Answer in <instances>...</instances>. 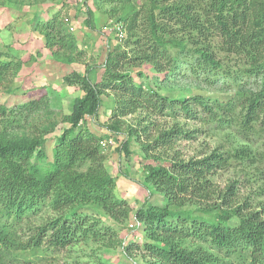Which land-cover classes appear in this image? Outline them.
Returning <instances> with one entry per match:
<instances>
[{"label": "trees", "instance_id": "1", "mask_svg": "<svg viewBox=\"0 0 264 264\" xmlns=\"http://www.w3.org/2000/svg\"><path fill=\"white\" fill-rule=\"evenodd\" d=\"M92 1L96 7L119 9L109 28L120 25L121 39L110 31L115 40L136 50L131 64H148L165 75L187 64L206 82L222 77L239 84L251 77L260 88L240 86L223 105L210 106L198 95L172 99L134 83L109 52L99 80L87 72L64 77L69 85L78 81L83 93L72 100L68 114L50 106L46 87L27 90L13 105L0 104V264H35L40 254L51 257L81 245L107 248L117 242L112 225H120L129 209L115 198V178L103 165L104 139L82 127L85 117L96 118L108 92L115 107L106 130L124 136L117 152L128 160L136 150L143 182L161 197L134 212L132 240L118 242L131 264H264V203L254 210L252 199L237 196L236 181L221 190L210 179L234 162H250L252 151L236 144L229 151L182 159L164 152L178 137L193 139L197 131L176 124L156 128L152 121L175 108L193 119L191 105L196 104L217 130L230 129L235 111L242 135L254 132L259 122L264 125V0ZM87 13L92 11L87 8ZM66 22L57 12L48 21H34L33 27L54 60L71 65L76 39ZM10 67L0 53V80ZM134 113L147 119L141 131L147 132L148 142L140 140L135 126L120 120ZM59 123L68 127L54 139L48 161L46 137ZM151 128L153 136L148 135ZM39 216L44 219L35 224L31 219Z\"/></svg>", "mask_w": 264, "mask_h": 264}, {"label": "rangeland", "instance_id": "2", "mask_svg": "<svg viewBox=\"0 0 264 264\" xmlns=\"http://www.w3.org/2000/svg\"><path fill=\"white\" fill-rule=\"evenodd\" d=\"M61 1V2H60ZM0 0V53L1 59L11 62L10 69L0 80V104L7 106L21 101L20 94L29 89L46 87L50 100V106L61 114H68L71 102L81 96V84L76 81L72 85L64 82L65 76L72 73L83 77L87 72L91 79L99 80L103 74V62L108 53L118 60L121 73L129 74L132 81L141 84L145 90L166 96L168 98H190L202 96L208 105L225 104L235 94L240 86L256 89L260 88L256 78L243 77L239 84H233L222 77H212L206 82L201 77L190 73L189 66L183 64L166 75L154 72L148 64H131L136 56V50L125 41L115 40L110 31L104 32L103 27L115 21L120 13L119 9L100 5L96 7L92 0ZM17 2V3H16ZM102 6V7H101ZM87 8L92 14L87 13ZM110 9L115 13L110 12ZM117 9V10H116ZM57 12L62 18H67L66 27L76 39V53L73 54V63L54 60L50 52L44 48L42 36L34 30V21L45 22L51 19ZM142 32V31H141ZM142 35V34H141ZM65 52L67 50L64 49ZM88 69V70H87ZM87 70V71H86ZM140 73L141 76L137 74ZM16 101V102H15ZM115 107L114 96L111 92L101 97L100 107L96 118L85 117L83 126L97 138L111 140L112 145L105 148L103 165L108 174L115 178V198L124 200L129 209V215L120 225L113 224L117 232V242L107 248L103 244L81 245L71 251H62L52 255H39L35 264H131L118 242L126 245L132 240L131 226L134 212L146 202L161 201L160 196H155L153 190H149L143 182L142 164L136 150L132 151L126 160L122 153L117 152L118 141L124 136L112 135L106 130V125L114 119L112 111ZM194 114L193 119L185 117L184 113L175 108L166 111L162 117L153 118L157 127L167 128L178 125L184 131H197L193 139L178 137L172 144V149L166 154H177L182 159H200L214 149L229 151L234 145L241 144L252 151L253 160L250 162H234L232 166L218 170L211 181L220 189H224L227 183L236 181L235 190L237 196L249 197L257 209V204L264 203V125L261 122L256 130L248 135H242L238 129L236 111L232 116L233 124L230 129L217 130L211 118L196 104L191 105ZM61 119H58L60 122ZM120 120L129 126H135L140 135V140L147 141V132L141 131L146 126L147 119L144 114L134 113L121 117ZM146 120L145 123L142 122ZM140 123V126H137ZM122 123L123 130L125 126ZM66 123H59L55 131L46 137L45 151L47 160H51V149L54 139L61 134ZM155 128L148 131L149 136L155 134ZM136 141V137L134 138ZM133 143V142H132ZM136 147V144H132ZM133 150V149H132ZM88 214L91 211L85 210ZM97 215V214H95ZM98 216V215H97ZM95 216V217H97ZM103 216V215H101ZM100 214L98 217H101ZM42 216L32 218L35 224H39ZM120 227H118V226ZM128 229V230H127ZM130 230V231H129ZM139 235H136L138 241ZM41 256V257H40Z\"/></svg>", "mask_w": 264, "mask_h": 264}, {"label": "built area", "instance_id": "3", "mask_svg": "<svg viewBox=\"0 0 264 264\" xmlns=\"http://www.w3.org/2000/svg\"><path fill=\"white\" fill-rule=\"evenodd\" d=\"M103 31L104 32H107V31H114V32H116V35H117V37L119 38V39H121L122 38V32H121V26L120 25H114V27L113 28H108L107 26H104L103 27ZM112 141L109 139V140H104V141H101L100 142V145L102 146V147H107V146H110V145H112L113 143H111ZM133 226V225H132ZM131 226V227H132Z\"/></svg>", "mask_w": 264, "mask_h": 264}]
</instances>
